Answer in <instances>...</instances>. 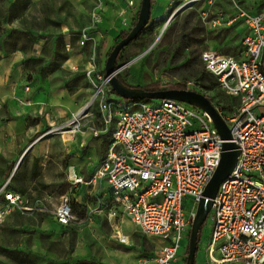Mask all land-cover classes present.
<instances>
[{
    "label": "built area",
    "instance_id": "2783aa9c",
    "mask_svg": "<svg viewBox=\"0 0 264 264\" xmlns=\"http://www.w3.org/2000/svg\"><path fill=\"white\" fill-rule=\"evenodd\" d=\"M211 14L210 27L239 19L246 32L236 53L210 46L199 53L204 69L226 95L228 109L218 97L207 95L199 79L185 82L188 89L209 98L230 127V139L238 149L232 170L212 197L207 215L211 231L202 245L204 264H264V111L256 112L257 106L264 105V10L252 13L235 2L233 12L217 9ZM88 18L74 35L79 46L90 44L88 65L82 68L90 96L78 111L51 124L40 136L59 133L62 137L66 132L74 137L87 128L94 137L107 135L106 151L90 178L73 173L70 183L106 185L107 214L115 217L120 210L142 234L160 239L151 254L139 257L138 264H179L185 260L181 246L189 237L202 191L219 163L224 139L203 109L199 114L173 98L153 102L117 94L109 75L95 63L101 7L92 8ZM70 69L79 70L76 65ZM95 116L99 125L93 123ZM185 197L191 198L187 209L183 207ZM102 201L98 198L88 215L103 211L106 205ZM14 211L51 212L61 224L74 219L68 193H62L51 210L39 198L30 199L5 181L0 185V226ZM115 236L127 241L119 230Z\"/></svg>",
    "mask_w": 264,
    "mask_h": 264
},
{
    "label": "rangeland",
    "instance_id": "374dc122",
    "mask_svg": "<svg viewBox=\"0 0 264 264\" xmlns=\"http://www.w3.org/2000/svg\"><path fill=\"white\" fill-rule=\"evenodd\" d=\"M120 0H0V23L9 21L15 24L9 32L7 47L18 46L25 54V71L24 76L27 81L31 82L37 88H41L50 92H64V96L71 94L73 90H79L74 95V98L79 99L83 105L88 100L91 90L87 78L82 69L77 72H72L62 65L64 61L75 53L91 54L90 44L79 46L75 42L73 33L81 25L88 23L89 18L87 12L94 7H101L105 14V4L110 3L107 16L103 22V27H108V22L113 17V27L105 32L104 37L98 41L95 48V63L98 69H103L107 54L112 49L113 45L120 39L119 31L121 29L130 28L131 19L134 16L132 7L123 6V1ZM237 3L246 9L263 11L264 0H236ZM175 0L172 4L155 11L149 18L150 25L138 36L134 41L127 44L119 54L117 63L124 64L129 60V63L124 64L118 73L127 81L134 84H149L152 81L162 82H186L190 78L199 79L203 90L210 97L212 95L218 97L223 108L228 109L226 95L218 88L212 76L206 72L200 60L199 53L201 49L207 47L209 40H214L219 44L223 52L236 53L240 49L241 39L246 32L243 26L239 25V19H236L230 26L210 27L208 19L212 15L213 9L211 0L210 5L206 8H198L194 1ZM186 3V4H184ZM249 3V4H244ZM184 4V5H183ZM183 5V6H182ZM176 10V11H175ZM208 12L204 16L203 12ZM175 11V12H174ZM251 11V10H250ZM152 13V11H151ZM158 16V18H154ZM165 26V27H164ZM103 29V28H102ZM69 33V35H68ZM228 37L226 42L222 44L223 38ZM70 38V40H68ZM71 43L68 49L66 43ZM144 52V53H142ZM142 53L141 55H139ZM139 55V57H137ZM76 56L72 57L73 60ZM71 61V60H70ZM86 87L85 90L81 87ZM69 97L67 99H71ZM73 100V98H72ZM155 102L157 99H151ZM187 107L194 109L197 113L202 114V108L183 102ZM264 111V105L256 107L257 113ZM67 115L66 118H69ZM94 125H99L98 119L95 116ZM50 126V125H49ZM41 134V133H40ZM55 136L51 140L50 146L63 148V144L59 138V133H53ZM69 134L65 133L64 137ZM66 140V143L68 141ZM109 140L106 135H102L99 142L101 151H104V146ZM57 151V149H56ZM61 153V152H60ZM60 153H52L45 160V174L36 177L34 183L33 178L39 172L37 169L38 157H33L32 154L23 155V163L20 166V173L25 165H29L32 157L33 161L30 164V181L25 180L24 185L31 187L39 186L45 188L50 200H44L46 205H50V209L56 206L60 193L70 191L68 180L62 168H57L55 159L59 158ZM21 159V161H22ZM64 162V160H63ZM51 163L53 169L47 167ZM66 164V163H65ZM32 176V177H31ZM21 184V185H23ZM9 187L20 189L29 192L28 186L20 188L9 182ZM83 196L90 200L92 205H95V197L84 192V188H78ZM70 193V192H69ZM33 198L32 195H29ZM55 197V198H54ZM43 201V199H42ZM191 204V198L185 197L183 207L187 209ZM52 208V209H53ZM85 207L75 206L73 203V211L77 214H82ZM96 222L106 232L109 231V226L104 219L103 214H98ZM72 229V228H71ZM77 232L75 229H72ZM210 225L208 218L205 219L199 231L200 242H205L210 235ZM138 233V232H137ZM135 233L136 237L133 241V247L136 248V256L145 255L153 251L155 242L151 239ZM41 242L45 243V237L41 234ZM70 235L69 241H65V246L58 244V241H52L54 258H45L39 251L37 257L25 258L27 264H91L87 262H79L77 256L70 254L73 246V237ZM188 238L183 242V249L187 252ZM61 241V240H60ZM60 243V242H59ZM85 245L89 246L88 243ZM199 252V251H197ZM30 262V263H29Z\"/></svg>",
    "mask_w": 264,
    "mask_h": 264
},
{
    "label": "crops",
    "instance_id": "0c3cea01",
    "mask_svg": "<svg viewBox=\"0 0 264 264\" xmlns=\"http://www.w3.org/2000/svg\"><path fill=\"white\" fill-rule=\"evenodd\" d=\"M11 1L15 2V0ZM122 1L123 6L126 8H133L132 11L134 16L131 19L132 23L134 18L137 17L140 0H133L132 4H129L128 0ZM191 1L196 2L198 8H206L210 5V3H208L210 2L209 0ZM213 1V9H225L229 13L234 11V3L237 2L236 0ZM117 2L119 3L120 0H117ZM167 3L169 4V0H151L150 17L155 13L153 9L156 11L165 8ZM108 6L111 7L109 2L105 4V14L103 11V19L99 24V42L104 37L107 29L111 30L110 28L114 25L113 17L110 18L108 27H103L102 25L105 18L109 16L107 10L110 7ZM250 10L252 13L258 12L252 9ZM157 17L158 16H154V18ZM233 22L221 25L228 27ZM239 25L243 26L240 20ZM12 26L16 25L9 21L0 23V185L8 181V185L10 182L14 184V186L16 185L20 188L27 187L28 185H24L23 183L25 180H27V182L28 180L30 181L29 173L32 165L30 163L33 161V157H38L36 170L39 172L33 178L32 183H34L36 177L45 174V160L47 156L50 155L51 152L54 154L61 152L59 158L53 161H55V166L57 168L63 169L66 179L68 180L70 191L63 193H68L70 195L74 219L68 224H61L56 221L51 212L36 211L28 214L20 213L19 211L11 212L0 226V264H27L24 259L27 257H37V254H40L38 253L39 251H41L42 255L45 253V258H54L55 255L52 248L54 244L51 242L58 241V244L65 246V241H69L70 235H74L72 237L74 243L70 254L72 256H77L80 260L87 259L91 264H138L139 257L143 255H135L136 248L133 247V241L136 237L135 233L138 232L137 234L154 241L155 247L160 243V239L142 234L137 229L136 225L126 215H123L120 210H118L115 217L109 216L107 214L109 211L107 205L109 201V189L106 185L102 184L97 186L96 184L85 182L72 185L69 180V178L73 176V173H76L78 176L81 175L85 180L90 178L98 161L106 151L108 140L104 146V151H101L102 148H100L99 142H101L102 135L94 137L91 135L88 128L84 133H75L74 137L70 135L69 140H67L68 143H66V140L62 139L64 135L62 137L57 135L63 144V148L50 146L51 140L55 138L53 134L40 136V133L47 129L49 125L62 122L67 119V115L78 111L84 102L82 103L79 99L74 98V95L80 92L79 90L75 89L71 91L72 93L68 94V96H64L63 91L60 93L46 91L37 88L26 80L24 76V51L18 46L7 47L6 41L8 40ZM80 27H78L77 30ZM121 30L125 29L123 28ZM73 36H75L74 33ZM227 39V36L224 37L222 44H224ZM68 40H70V38H68ZM70 44L69 42L66 43L68 49L71 47ZM207 45L221 49L219 44L215 43L214 40H209ZM74 56H76V58L72 60L71 58ZM71 58L64 61L62 66L72 72H77L88 65V54L86 53L82 54L78 52L73 54ZM262 60L264 69V49ZM74 65H76L79 70H71L70 68ZM101 70L103 69L101 68ZM127 83L135 85L133 82L128 81ZM82 88L83 90L86 89L84 86H82L81 89ZM88 89L90 90L89 87ZM69 97H72L73 100L72 98L67 99ZM29 153L33 155L29 165H25L23 170L18 173L25 156ZM24 154L25 156L22 159ZM47 167L53 169L51 163H49ZM79 187L84 188V192L88 195H93L95 197V204H97L98 198L101 201L105 200L102 201L106 205L105 209L99 213L88 215L89 208L94 205L77 190ZM28 188L30 190L28 193L20 189H12L25 192L28 196L32 195L33 198H39L41 201L43 199L44 203L45 199L51 201V196L45 188L41 189L39 186H28ZM61 194L62 193H60L59 196ZM57 199L59 202V197L56 198V200ZM74 202L75 206L85 207L82 214H77L73 211ZM48 206L50 207V205ZM56 206H54V208ZM98 214H103L109 226L108 232L104 231L96 222ZM71 228L75 229L77 232H74ZM116 230H119L127 236L126 242H121L116 238ZM41 234L45 237L44 244L41 242ZM86 243H88L89 246L85 245ZM204 243L200 242L197 245V250H195L196 252L194 255L195 264H204L205 251L202 248ZM67 244L69 243L67 242ZM182 246L181 252L185 255V260L179 264H185L187 261V252L184 249L182 251ZM151 253L152 252L148 254Z\"/></svg>",
    "mask_w": 264,
    "mask_h": 264
},
{
    "label": "water",
    "instance_id": "95a60500",
    "mask_svg": "<svg viewBox=\"0 0 264 264\" xmlns=\"http://www.w3.org/2000/svg\"><path fill=\"white\" fill-rule=\"evenodd\" d=\"M150 4L151 0H140L137 17L134 24L128 29L126 34L120 37V39L113 45L112 49L106 56L103 70L106 75H109V81L113 90L124 98H173L202 108L209 114L214 126L217 128L220 136L224 139L222 143L223 151L221 153L219 163L202 191V195L199 198L197 204L196 214L192 221L189 232L187 261L185 264H193L198 231L207 218L212 204V197H214V195L216 194L219 183L228 175L236 162L238 149L236 143H234L230 139V127L205 94L188 88L146 89L142 86L124 82L117 76L116 73H118L120 68L124 64L132 61L129 60L124 64H118L117 66H115L117 56L121 49L125 47L132 39H134L148 23L150 18ZM142 53H140L139 55H141ZM139 55L137 57H139Z\"/></svg>",
    "mask_w": 264,
    "mask_h": 264
},
{
    "label": "trees",
    "instance_id": "16d2710c",
    "mask_svg": "<svg viewBox=\"0 0 264 264\" xmlns=\"http://www.w3.org/2000/svg\"><path fill=\"white\" fill-rule=\"evenodd\" d=\"M150 10H151V7H150ZM135 20H136V17L134 18V20L132 21V23H131V25H130V27L134 24V22H135ZM150 21H151V19L148 21V23L144 26V28L137 34V36L134 38V39H132L130 42H132V41H134L138 36H140L141 34H142V32L150 25ZM129 29V28H128ZM128 29H125V30H120L119 31V36L120 37H122V36H124L125 34H126V32L128 31ZM129 42V43H130ZM128 43V44H129ZM124 48V47H123ZM122 48V49H123ZM122 49H121V51H122ZM120 51V52H121ZM120 52H119V54H120ZM119 54H118V56H117V60H116V62H115V66H117L118 65V63H117V61H118V58H119ZM103 71V70H102ZM117 74V76L119 77V78H121L124 82H128L123 76H121L119 73H116ZM215 82V81H214ZM216 83V82H215ZM135 85H137V86H142V87H144V88H146V89H161V88H187V86H186V83L184 82V81H176V82H173V83H170V82H162V81H158V80H156V81H152V82H150L149 84H145V85H142V84H135ZM204 223V222H203ZM202 226V225H201ZM201 228V227H200ZM199 231H200V229H199ZM199 231H198V234H197V243H198V240H199ZM196 250H197V245H196ZM196 252V251H195ZM80 262H82V263H84V262H87L88 263V260L87 259H81L80 260ZM193 264H195V260L193 261Z\"/></svg>",
    "mask_w": 264,
    "mask_h": 264
},
{
    "label": "bare ground",
    "instance_id": "6f19581e",
    "mask_svg": "<svg viewBox=\"0 0 264 264\" xmlns=\"http://www.w3.org/2000/svg\"><path fill=\"white\" fill-rule=\"evenodd\" d=\"M164 27H165V26H164ZM65 133H66V132H65ZM65 133H64V134H65ZM69 137H70V134H69ZM67 138H68V136L65 137V139H67ZM127 223H128V222H127Z\"/></svg>",
    "mask_w": 264,
    "mask_h": 264
}]
</instances>
